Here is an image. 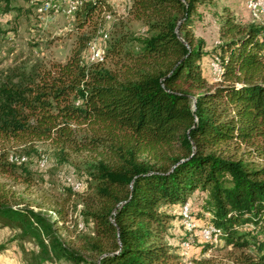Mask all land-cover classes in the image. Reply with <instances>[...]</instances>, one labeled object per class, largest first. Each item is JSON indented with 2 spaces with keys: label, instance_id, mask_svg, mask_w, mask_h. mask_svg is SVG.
<instances>
[{
  "label": "trees",
  "instance_id": "trees-1",
  "mask_svg": "<svg viewBox=\"0 0 264 264\" xmlns=\"http://www.w3.org/2000/svg\"><path fill=\"white\" fill-rule=\"evenodd\" d=\"M15 1L0 0V14L25 9ZM127 1L142 28L121 21L104 61L83 53L109 1L87 0L75 15L95 30L66 61L0 75V224L34 239L40 263L186 264L190 233L173 242L172 229L190 204L191 218L240 250L238 264H264V164L245 158L264 152V24L227 13L209 48L196 31L216 0ZM213 59L224 71L216 81ZM40 143L56 165L81 159L80 213L92 226L81 249L60 234L73 187L61 204L25 196L43 176L12 158L40 155Z\"/></svg>",
  "mask_w": 264,
  "mask_h": 264
},
{
  "label": "rangeland",
  "instance_id": "rangeland-1",
  "mask_svg": "<svg viewBox=\"0 0 264 264\" xmlns=\"http://www.w3.org/2000/svg\"><path fill=\"white\" fill-rule=\"evenodd\" d=\"M47 0H16V6H22L23 10H12L0 14V75L8 74L14 68H31L37 64L49 65L51 62H64L76 46L81 34L88 30H95L94 26H84L80 29L79 20L76 15L67 16L61 14L56 18L42 19L38 15V8ZM249 0H216V7L207 11L204 19L199 23L197 35L204 38L209 48H212L219 39L220 19L227 13L235 15L238 21L245 25L249 23H263L264 17L260 21L255 19L249 6ZM128 1L127 0H109L107 10L104 11L98 23V29L92 32L91 40H96L102 44L105 49L108 48V40H104L100 31L103 30L109 34L115 32L117 25L124 21L127 29L139 31L142 24L135 20L128 19ZM110 14L112 19L108 20L105 15ZM89 45V44H88ZM88 47L84 50L87 54ZM107 63V62H106ZM211 71L212 69V64ZM213 75V73H212ZM216 81L215 75H213ZM41 154L32 153L27 156L28 164L43 179H39L35 186L29 189L25 196L33 202L43 204L58 203L69 195L68 188L72 189L71 182L81 184L77 192L76 204L70 201L69 216L65 225L60 229V234L66 244L73 249H81L83 241L81 237L92 232V226L87 223L81 215L82 208L81 196L87 193L86 182L81 178V172L77 170L76 164L81 160L77 154L70 157V162L56 165V160L51 154L48 144H38ZM244 150H248L243 148ZM246 153L245 158L256 164H264V152L251 151ZM42 155L49 157V165L43 168L40 165ZM37 209L36 206H34ZM190 204L182 211L184 219H188L193 229L189 231L185 220L176 219L173 222L172 232L175 236L173 242L185 234V230L190 233L192 241L191 248L186 251L184 261L186 264H238L239 249L225 245L224 241L208 246L206 252H203V244L209 243L205 235L208 234L207 224L204 220L189 216ZM185 214H188L185 216ZM183 223V225H182ZM185 223V224H184ZM81 224L83 226L81 227ZM185 227V228H184ZM17 232L9 227H3L0 224V245H6V249L0 253V264H75L65 259L46 260L40 263L37 255L39 247L32 238H19ZM205 238V239H204ZM205 242V243H203ZM209 245V244H208Z\"/></svg>",
  "mask_w": 264,
  "mask_h": 264
},
{
  "label": "built area",
  "instance_id": "built-area-1",
  "mask_svg": "<svg viewBox=\"0 0 264 264\" xmlns=\"http://www.w3.org/2000/svg\"><path fill=\"white\" fill-rule=\"evenodd\" d=\"M87 0H47L38 8V15L42 19H52L56 18L61 14H66L67 16H74L76 12L81 9ZM109 1V0H108ZM256 5H263L264 0H253V9L249 10L251 13H256ZM105 17L108 20H111L112 17L110 14H106ZM101 36L104 40L109 38V33L103 30L100 31ZM106 49L96 40H91L88 45L87 54L84 55V60L89 63L102 62L105 60ZM211 64H214V59L211 61ZM213 75L217 74L215 71H212ZM18 162L27 161V156L15 157ZM40 165L43 168H47L49 165V157L42 155L40 159ZM74 190L80 189L81 184L78 182H71ZM83 224H81V227ZM203 225L201 230H203Z\"/></svg>",
  "mask_w": 264,
  "mask_h": 264
},
{
  "label": "bare ground",
  "instance_id": "bare-ground-1",
  "mask_svg": "<svg viewBox=\"0 0 264 264\" xmlns=\"http://www.w3.org/2000/svg\"><path fill=\"white\" fill-rule=\"evenodd\" d=\"M248 2H249L248 3L249 6L251 7V10H252L253 9V0H249ZM253 15H254L255 19H257L258 21L263 19L262 17H264V6L263 5H256V13H253ZM212 69H213V71H215V73H217V74H215L216 78L220 80L224 71H223V68L221 66V62L219 59H216L214 61V64H212ZM187 215L188 214H185V216H187ZM184 220L187 224L189 231H191L193 229V226L190 224V222L187 218ZM207 229H208L209 235H207V236L205 235V237L211 241L213 240L214 242H219V239H218L219 231H217L213 226H208ZM190 244H191V240H187L183 243V246H184V248L188 249L190 247Z\"/></svg>",
  "mask_w": 264,
  "mask_h": 264
}]
</instances>
